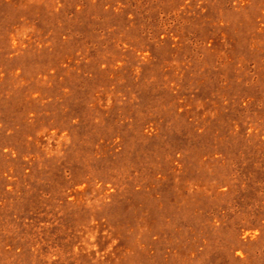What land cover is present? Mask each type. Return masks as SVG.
<instances>
[{"label": "rangeland", "instance_id": "1", "mask_svg": "<svg viewBox=\"0 0 264 264\" xmlns=\"http://www.w3.org/2000/svg\"><path fill=\"white\" fill-rule=\"evenodd\" d=\"M0 264H264V0H0Z\"/></svg>", "mask_w": 264, "mask_h": 264}]
</instances>
